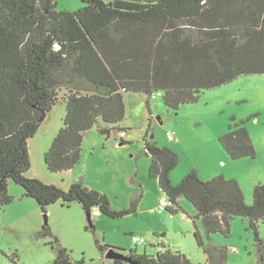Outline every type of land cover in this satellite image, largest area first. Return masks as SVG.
I'll return each instance as SVG.
<instances>
[{
	"label": "trees",
	"instance_id": "1",
	"mask_svg": "<svg viewBox=\"0 0 264 264\" xmlns=\"http://www.w3.org/2000/svg\"><path fill=\"white\" fill-rule=\"evenodd\" d=\"M81 1L71 11L57 9V0H0V207L13 202V181L42 212L59 202L80 204L89 215L85 228L94 230L93 210L111 218L137 215L138 197L117 208L107 193L88 187L82 177L66 188L28 177L27 143L47 112L64 103L63 125L43 154L47 170L62 173L80 161L85 132L99 121L125 132L117 126L125 118L124 92L144 93L146 104L160 92L164 105L176 110L195 102L204 89L239 75L264 74V0ZM232 123L218 137L223 150L233 160L254 157L244 122ZM143 154L150 159L148 175L157 179L171 213L184 197L207 238L215 232L229 234L231 218L246 217L259 264H264V238L257 225L264 217V182L253 187L247 204L238 182L221 174L203 180L192 169L173 184L169 174L179 157L152 139H144ZM38 234L53 236L46 223ZM193 235L206 255L205 264H225V246L203 241L197 230ZM53 242L51 264H192L164 244L154 254L135 249L123 253L97 238L99 251L112 250L129 261H72L55 236ZM6 264L16 263L10 258Z\"/></svg>",
	"mask_w": 264,
	"mask_h": 264
},
{
	"label": "rangeland",
	"instance_id": "2",
	"mask_svg": "<svg viewBox=\"0 0 264 264\" xmlns=\"http://www.w3.org/2000/svg\"><path fill=\"white\" fill-rule=\"evenodd\" d=\"M82 5L81 0H57L59 10L73 11ZM63 93V89L58 92L59 98ZM123 100L125 118L117 126L125 128V134L120 137L119 129L99 121L85 132L81 159L67 174L48 171L43 160L44 152L63 125L64 103H56L28 140L30 168L26 175L64 188L74 176H81L88 187L107 193L117 208L127 207L131 198L138 197L137 215L127 214L120 218L92 215L94 230L86 229L88 222L80 204L59 202L42 212L34 200L21 198L23 188L11 181L9 193L14 200L0 207V264L10 263V258L16 264H51L56 255L49 243L52 241L55 245L53 236L68 250L72 261H108L106 253L94 244L97 238L120 248L123 253L135 249L138 253L154 254L164 249L160 243L183 253L192 264H205L206 255L196 243L194 230L203 241L226 247L225 264H259L246 217H232L229 234L215 232L207 238L200 220L192 219L193 205L184 197L178 198L176 213L168 208L159 209V205L170 203L157 179L148 175L150 159L143 154V142L152 139L158 146L167 148L166 143L172 142L180 150L179 153L169 148L179 157L176 167L188 164L189 170L196 169L217 158L207 142L216 137L217 145L223 150L218 137L227 132L228 124L243 121L256 152L254 157L244 158L251 159L248 161L259 172V181L249 176L240 177L238 170L224 176L236 178L245 202L251 204L253 187L264 182V74L239 75L227 83L204 89L195 102L181 104L176 110L164 105L160 92H155L148 104L142 92H124ZM167 133L172 134L171 141L166 138ZM121 139L124 143L119 145ZM244 158L233 160L229 157L233 161ZM223 164L219 162L220 166ZM43 223L49 226L53 236L38 234ZM257 225L260 237L264 238V217ZM131 234L142 235L146 242L135 244Z\"/></svg>",
	"mask_w": 264,
	"mask_h": 264
},
{
	"label": "crops",
	"instance_id": "3",
	"mask_svg": "<svg viewBox=\"0 0 264 264\" xmlns=\"http://www.w3.org/2000/svg\"><path fill=\"white\" fill-rule=\"evenodd\" d=\"M124 134H125V132H124ZM207 143L209 144L210 149L212 150L211 152L215 153L217 155V158H215L214 160H212L210 163H208L205 166L201 167L199 165L196 168L197 173H198V175H199V177L201 179L206 180V179H209V178H211L213 176H216L218 174H221L223 176L225 175V176L228 177L227 173H233L234 170H238L237 174L240 175V177L249 176L251 180H255L256 179V181H259V177H260V176H258L259 172L255 171V167L252 165V163L250 161H248V160H251V159L244 158V159H241L239 161H233V160L229 159V157L223 152L221 147L219 145H217L216 137L215 138H211L210 141L207 142ZM166 145L170 149H172V150H174L176 152L180 151L179 147H177V145H174L172 142L166 143ZM219 162H222L224 164L222 166H220ZM71 170L72 169H70L68 171H65V172H62V173L63 174H67L69 172H72ZM190 170H192V168ZM190 170H189V165L188 164L187 165L183 164L181 167H175L174 169L171 170V172L169 174L171 182L173 184L178 183L181 180V178L186 173H188ZM78 177H79L78 175L74 176L73 180L70 181L69 184L72 183L73 181L77 180ZM230 178L234 179L235 177L234 176H230ZM258 183H260V182H258ZM251 185H252V183H251ZM20 197L21 198L23 197L22 193H21Z\"/></svg>",
	"mask_w": 264,
	"mask_h": 264
},
{
	"label": "built area",
	"instance_id": "4",
	"mask_svg": "<svg viewBox=\"0 0 264 264\" xmlns=\"http://www.w3.org/2000/svg\"><path fill=\"white\" fill-rule=\"evenodd\" d=\"M124 134V132H119V136L121 137ZM166 138L168 140H172L173 136L171 133H167ZM167 206L161 204L159 205V209H165ZM99 212L97 210L92 211V215L96 216ZM131 239L135 244H144L146 242L145 238L142 235L138 234H131ZM232 250H235V248H232Z\"/></svg>",
	"mask_w": 264,
	"mask_h": 264
},
{
	"label": "water",
	"instance_id": "5",
	"mask_svg": "<svg viewBox=\"0 0 264 264\" xmlns=\"http://www.w3.org/2000/svg\"><path fill=\"white\" fill-rule=\"evenodd\" d=\"M119 145H121V143H118ZM89 215H86V217H88ZM106 258L108 259H122V260H128L126 257H124L123 255L116 253L112 250L108 251L106 253ZM129 261V260H128ZM130 264H134L133 262H129Z\"/></svg>",
	"mask_w": 264,
	"mask_h": 264
}]
</instances>
